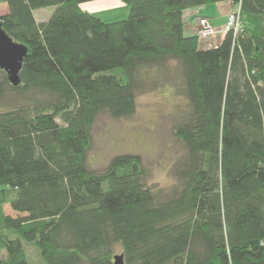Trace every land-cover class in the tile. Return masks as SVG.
Here are the masks:
<instances>
[{
	"label": "trees",
	"instance_id": "16d2710c",
	"mask_svg": "<svg viewBox=\"0 0 264 264\" xmlns=\"http://www.w3.org/2000/svg\"><path fill=\"white\" fill-rule=\"evenodd\" d=\"M92 1L0 0L28 49L18 87L0 70V264H29L27 245L42 264H114L117 246L125 264H264V0H120L113 23ZM222 2L240 32L203 49L184 14ZM169 76L186 101L174 186L148 187L136 155L91 169L97 120L133 115Z\"/></svg>",
	"mask_w": 264,
	"mask_h": 264
},
{
	"label": "rangeland",
	"instance_id": "374dc122",
	"mask_svg": "<svg viewBox=\"0 0 264 264\" xmlns=\"http://www.w3.org/2000/svg\"><path fill=\"white\" fill-rule=\"evenodd\" d=\"M116 1L121 2L119 8L112 7L108 0L88 3L93 9H98L95 13L103 21L113 23L126 20L130 12V8L122 1ZM237 9L231 2H222L205 6L202 14L211 17L210 19L193 13L186 14L187 21L192 18L191 22L188 21L192 25V35L200 37L203 20H209L216 30L213 35L200 37L201 48L209 49L220 44L227 33V17L231 12L236 13ZM53 10L54 8L38 9L35 15L40 22L49 19ZM7 12V8L0 6V16ZM175 84L174 76H169L168 82L157 87L152 82L146 84L139 92L137 109L131 116L113 118L107 114L102 115L92 129V143L88 152L89 167L96 172H103L115 156L136 155L141 158L144 182L148 187L168 189L174 186V165L184 156L185 148L175 137L173 129L178 116L186 109L185 98ZM5 104L0 102V110L5 109ZM2 208L5 215L18 216L9 204H4ZM26 252L29 264H42L39 251L34 245H27ZM115 254H121L119 246L116 247Z\"/></svg>",
	"mask_w": 264,
	"mask_h": 264
},
{
	"label": "water",
	"instance_id": "95a60500",
	"mask_svg": "<svg viewBox=\"0 0 264 264\" xmlns=\"http://www.w3.org/2000/svg\"><path fill=\"white\" fill-rule=\"evenodd\" d=\"M28 49L23 44L15 42L2 28L0 23V70L7 73L9 82L18 87L21 84L19 77L23 61ZM114 264H125L124 255H116Z\"/></svg>",
	"mask_w": 264,
	"mask_h": 264
},
{
	"label": "built area",
	"instance_id": "2783aa9c",
	"mask_svg": "<svg viewBox=\"0 0 264 264\" xmlns=\"http://www.w3.org/2000/svg\"><path fill=\"white\" fill-rule=\"evenodd\" d=\"M203 25V30L200 31V37L206 38L209 35H213L216 30L213 28V24L209 22V20H203L201 22ZM241 29V21H240V7L237 9L236 13L231 12L227 17L226 22V32L232 31L235 34H238Z\"/></svg>",
	"mask_w": 264,
	"mask_h": 264
},
{
	"label": "crops",
	"instance_id": "0c3cea01",
	"mask_svg": "<svg viewBox=\"0 0 264 264\" xmlns=\"http://www.w3.org/2000/svg\"><path fill=\"white\" fill-rule=\"evenodd\" d=\"M108 1H110V5L112 6V7H116V8H119L120 7V4H121V2H118V1H116V0H108ZM233 5V4H232ZM105 7H108L109 5H104ZM82 9L83 10H85V11H88V12H90V13H92L93 15H96V16H98L99 17V15L97 14V13H95L98 9H93L91 6H90V4L89 3H84L82 6ZM102 9V8H101ZM100 9V10H101ZM203 10H205V7H201V8H195V9H190V10H187L186 12H185V14H184V18H185V23H186V34L187 35H192L193 34V32H191V29H192V25H191V19L192 18H190V20H188V21H190V22H188L187 20H186V14H188V13H193V14H197V16H206V15H204V14H202V12H203ZM233 10V9H232ZM231 10V11H232ZM230 11V12H231ZM36 12V11H35ZM34 12V14H36ZM229 12V13H230ZM41 15V14H40ZM196 16V15H195ZM227 16V15H226ZM35 17H36V15H35ZM194 17V16H193ZM206 17H208L209 19L211 18V17H209V16H206ZM50 18V17H49ZM99 18H101L102 20H104L102 17H99ZM36 19H37V17H36ZM48 19H44V20H42V21H40V22H45V21H47ZM37 21L39 22V19H37ZM105 22V21H104ZM190 31V32H189ZM203 49H205V48H203ZM206 49H208V48H206Z\"/></svg>",
	"mask_w": 264,
	"mask_h": 264
}]
</instances>
